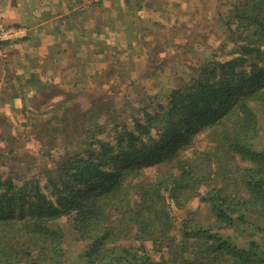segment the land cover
Instances as JSON below:
<instances>
[{
    "label": "trees",
    "instance_id": "obj_1",
    "mask_svg": "<svg viewBox=\"0 0 264 264\" xmlns=\"http://www.w3.org/2000/svg\"><path fill=\"white\" fill-rule=\"evenodd\" d=\"M219 17L234 56L205 59L132 127L103 102L78 113L67 124L78 145L43 188L37 179L0 180V264H65L61 216L85 243L83 264H264V144L255 147L264 119V0H234ZM108 124L111 141L98 137ZM199 136L206 146L188 152ZM194 198L209 221L187 209L177 224L172 211ZM246 228L262 241L240 246L220 233Z\"/></svg>",
    "mask_w": 264,
    "mask_h": 264
},
{
    "label": "rangeland",
    "instance_id": "obj_2",
    "mask_svg": "<svg viewBox=\"0 0 264 264\" xmlns=\"http://www.w3.org/2000/svg\"><path fill=\"white\" fill-rule=\"evenodd\" d=\"M156 1H160L157 3L160 6L163 3L169 4L173 11L168 10L159 16L149 11L139 13L138 16L143 17V21L137 25H143L139 30L142 34L141 44L135 43L127 49L125 43L120 42L112 53L113 62L107 64L101 78L90 85L86 83V90H71L70 86L59 88L70 93L64 97L62 94L57 95L59 89L43 91L34 97L28 96L31 84L24 81L25 78L15 83V73L12 70L6 72L1 47L7 43L0 44V73L9 77L13 83L8 89L0 83L1 181L10 178L15 184H21L31 178L37 179L43 188L46 173L55 167L61 156L71 153L78 145L79 135H71L72 129L67 126L79 118L78 113L95 103L103 102L105 106H113L118 110V121H124L128 127H132L134 117L143 120L144 109L151 113L159 111L166 102L168 92L187 82L205 59L224 60L236 54V46L229 40L228 32L219 17L228 11L234 0ZM122 13H117L119 19L125 16ZM124 22L125 18L120 24ZM121 27L119 25V31ZM17 87L21 88V95H25L20 108L9 106L7 96L15 93ZM63 98L69 99L66 104L61 102ZM4 103H8V106H3ZM260 115L261 131L255 147L264 144V137H261L264 134V119ZM103 120L100 118L99 122ZM111 126L108 124L107 128L111 129ZM98 137L111 141L114 132L111 129ZM205 146L204 136H199L188 152ZM187 209L196 210V218L201 223L209 221L206 206H200L194 198L185 209L172 211L177 224ZM57 224L64 233V249L67 254L65 264H83L81 252L85 243L76 240L69 217L61 216ZM220 233L231 237L240 246H245L252 239L262 241V236L251 228L237 233L230 229L221 230Z\"/></svg>",
    "mask_w": 264,
    "mask_h": 264
},
{
    "label": "crops",
    "instance_id": "obj_3",
    "mask_svg": "<svg viewBox=\"0 0 264 264\" xmlns=\"http://www.w3.org/2000/svg\"><path fill=\"white\" fill-rule=\"evenodd\" d=\"M159 2L0 0V23L25 28L24 37L1 47L6 72L15 73V83L25 78L31 84L30 97L63 86L86 90V83L96 82L107 64L113 62L112 53L120 42L127 49L135 43L141 44L139 30L143 25H137L143 17L139 13L149 11L159 16L173 11L169 4L160 6ZM121 12L125 16L119 19L117 13ZM124 18L126 23L120 24ZM118 22L123 27L120 31ZM5 76L0 73V83L8 89L13 83ZM20 89L7 95L9 106L21 107L25 95H21Z\"/></svg>",
    "mask_w": 264,
    "mask_h": 264
},
{
    "label": "built area",
    "instance_id": "obj_4",
    "mask_svg": "<svg viewBox=\"0 0 264 264\" xmlns=\"http://www.w3.org/2000/svg\"><path fill=\"white\" fill-rule=\"evenodd\" d=\"M24 35V27L0 23V44L14 42L17 39L24 37Z\"/></svg>",
    "mask_w": 264,
    "mask_h": 264
}]
</instances>
